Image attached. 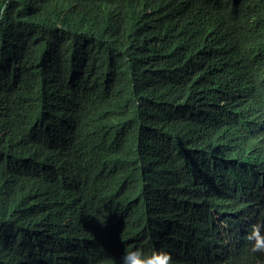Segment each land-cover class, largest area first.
<instances>
[{
  "label": "trees",
  "instance_id": "trees-1",
  "mask_svg": "<svg viewBox=\"0 0 264 264\" xmlns=\"http://www.w3.org/2000/svg\"><path fill=\"white\" fill-rule=\"evenodd\" d=\"M260 221L264 0H0V264H264Z\"/></svg>",
  "mask_w": 264,
  "mask_h": 264
},
{
  "label": "clouds",
  "instance_id": "clouds-1",
  "mask_svg": "<svg viewBox=\"0 0 264 264\" xmlns=\"http://www.w3.org/2000/svg\"><path fill=\"white\" fill-rule=\"evenodd\" d=\"M134 98V97H132ZM134 99H132V114L134 113ZM132 120V118H131ZM132 152H134L135 146L134 142L131 144ZM93 166H97V170L101 177H104L106 173H104V168L106 163H102L98 167V164H94ZM90 169V165H86L83 168V171H88ZM141 221V222H140ZM139 223H142V219L140 218ZM119 223V222H118ZM154 224V223H153ZM122 225V224H121ZM120 223L115 225H110L108 230H115L116 228L121 227ZM145 228L142 227V231ZM147 231V230H146ZM247 241L250 242L251 248L250 251L252 253L264 254V221H260L254 223L250 226L249 231L246 234ZM5 247L4 249H6ZM11 250L13 248L11 247ZM120 264H175L173 256L170 252L159 249L153 250L150 249V252H146L143 248L135 247L132 249H126L124 254L121 257Z\"/></svg>",
  "mask_w": 264,
  "mask_h": 264
},
{
  "label": "bare ground",
  "instance_id": "bare-ground-1",
  "mask_svg": "<svg viewBox=\"0 0 264 264\" xmlns=\"http://www.w3.org/2000/svg\"><path fill=\"white\" fill-rule=\"evenodd\" d=\"M133 104H135V103L133 102ZM133 106H134V105H133ZM136 106H139V105H135V107H136ZM131 118H132V119H137L136 116H132V115H131ZM135 131H137V128L135 129ZM146 136H147V135H146ZM143 154H146V153H143ZM145 156H147V154H146ZM202 185H203V184H202ZM238 198H239V197H238ZM159 216H161V214H160ZM158 220H159V219H158ZM151 225H152V224H151ZM153 229H154V227H152V230H153ZM153 231H155V230H153ZM144 233H145V235L147 236V231H146V230H145ZM153 236L155 237L154 233H153ZM143 238H144V237H143ZM155 238H156V237H155Z\"/></svg>",
  "mask_w": 264,
  "mask_h": 264
},
{
  "label": "rangeland",
  "instance_id": "rangeland-1",
  "mask_svg": "<svg viewBox=\"0 0 264 264\" xmlns=\"http://www.w3.org/2000/svg\"><path fill=\"white\" fill-rule=\"evenodd\" d=\"M139 128H140V126H139V124H138V127H137V132H139ZM145 146H146V148H147V140H146ZM153 227H154V229H153V230H155V229H156V225H155V224H153ZM152 237L154 238V236H152Z\"/></svg>",
  "mask_w": 264,
  "mask_h": 264
},
{
  "label": "built area",
  "instance_id": "built-area-1",
  "mask_svg": "<svg viewBox=\"0 0 264 264\" xmlns=\"http://www.w3.org/2000/svg\"><path fill=\"white\" fill-rule=\"evenodd\" d=\"M152 226H153V224H152Z\"/></svg>",
  "mask_w": 264,
  "mask_h": 264
}]
</instances>
